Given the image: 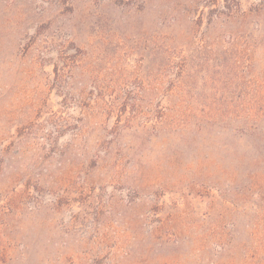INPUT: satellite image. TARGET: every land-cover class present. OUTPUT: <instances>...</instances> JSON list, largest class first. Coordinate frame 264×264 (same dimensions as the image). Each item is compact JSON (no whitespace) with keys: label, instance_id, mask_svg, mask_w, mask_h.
<instances>
[{"label":"rangeland","instance_id":"374dc122","mask_svg":"<svg viewBox=\"0 0 264 264\" xmlns=\"http://www.w3.org/2000/svg\"><path fill=\"white\" fill-rule=\"evenodd\" d=\"M0 264H264V0H0Z\"/></svg>","mask_w":264,"mask_h":264}]
</instances>
